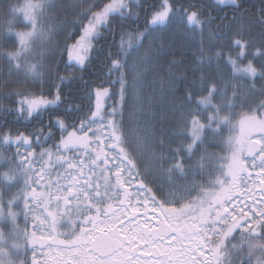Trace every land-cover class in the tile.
Masks as SVG:
<instances>
[{
  "label": "snow or ice",
  "instance_id": "obj_1",
  "mask_svg": "<svg viewBox=\"0 0 264 264\" xmlns=\"http://www.w3.org/2000/svg\"><path fill=\"white\" fill-rule=\"evenodd\" d=\"M219 6H234L235 12L213 15ZM54 7L49 0L9 5L27 30L16 31L9 21L0 31V40L14 35L17 41L14 50L0 52L9 65L3 87L13 89L0 91V264H47L38 253L54 246L65 253L60 264H160L157 257L171 264L177 256L171 241L180 244L176 264H264V99L240 122L246 135L228 137L226 166H213L215 154L207 151L221 126H232L222 111L239 106L233 101L246 105L251 99L239 84L225 83L221 64L231 68L234 79L249 81V93L264 97V85L256 89L257 79L264 81V8L256 24H245L241 0H94L86 8L74 0L73 19L60 27L69 36L78 29L79 38L60 50L52 44V29L42 27L45 13ZM178 26L226 42L209 49L211 54L199 49L197 82L187 73L177 75L186 61L167 60L173 55L168 41L176 33H163ZM64 51L68 74L60 75L57 56ZM48 60L57 67H49ZM93 61L102 73L98 79L109 87L89 89L83 73L91 71ZM162 62L170 65L163 78ZM216 97L228 103L215 104ZM10 99L15 107L6 103ZM21 122L31 124L27 134L16 127ZM165 124L174 125V131ZM257 132L260 139L253 140ZM193 149L205 155L186 168L185 155L191 157ZM145 155L155 167H146L141 176L136 161ZM209 168L218 174L205 184L177 185L172 179L188 180ZM250 168L259 169L260 195L247 211H238L231 192L237 181L250 180ZM157 171L173 186L163 200L144 183H155ZM132 181L139 185L137 194L147 193L140 207L153 202L155 226H149L151 220L141 225L132 215L139 213L135 204L126 203L138 199L129 196ZM157 191L164 195L162 187ZM111 201H119V207L114 209ZM29 218L39 225L47 222L51 231H28ZM205 252L212 254L211 262Z\"/></svg>",
  "mask_w": 264,
  "mask_h": 264
},
{
  "label": "trees",
  "instance_id": "obj_2",
  "mask_svg": "<svg viewBox=\"0 0 264 264\" xmlns=\"http://www.w3.org/2000/svg\"><path fill=\"white\" fill-rule=\"evenodd\" d=\"M37 0H33V3H36ZM74 2V0H49L50 4L55 5L54 8H49L47 12L45 13L43 17V25L42 27L45 29H52L54 33V37L52 39V44L56 45L60 50L64 49L65 44L68 45L75 42L76 39L79 38V30H73L71 32V35L61 29V25H63L66 21H71L74 17V10L70 7V5ZM79 3L83 4L85 8L89 3H94V0H78ZM24 3H26V0H0V31L4 30V25L11 21L15 25L16 31H26L27 27L22 20L21 16L16 13L12 14L10 13V10L8 8L9 5L13 6H23ZM241 3L244 5V8L247 9V11L243 14L244 15V23L245 24H256V22L259 19L260 12L259 9L264 8V0H241ZM235 12L234 6H219L217 8V11L213 13V15H217L218 13L220 15H223L224 13H227L229 16H232ZM219 21H217L218 23ZM172 32H175L176 35L172 37L171 40L168 41V43L172 46V52L173 55H170L167 57L168 61L177 60V61H186V63L182 64L180 68L177 71V75H180L182 73H187L190 80L193 82H197V78L200 76L201 72L196 70L197 65L195 63L197 57H199V49L203 48L204 51L207 54H211L209 52V49L211 48H217L220 49V46L225 44L226 42L220 39L219 37L215 35H209L206 31L203 35H198L195 30L189 31L185 27H176L174 29H168L166 33L163 34H171ZM215 32V29L213 30ZM259 27L258 25L255 27L254 34L258 36ZM17 44L16 37L14 35H9L7 41L0 40V52L3 51H9L14 50V47ZM58 68H59V74L60 75H67L68 73L64 70V64L67 62V52L64 51L63 55L57 56ZM254 63L259 67L260 61L256 60ZM46 64L49 67L56 68L57 64L53 62L52 60L46 61ZM96 61H93V67L90 72L83 73L85 80L89 81V89L92 88H99L101 86L103 87H109L108 84L104 83V81L99 80L98 77L102 75L96 67ZM169 63L162 62L161 68L163 71L159 73V75L163 78L165 77V73L167 69L169 68ZM8 63L6 62V57H4L2 54H0V91H13L12 88H4L3 87V80L2 78L7 75L8 71ZM189 69H192V71H189ZM220 69L223 73V79L225 83L233 82L240 85V90L243 95L246 97L250 96L251 99L248 100V103L245 105L241 101H233L234 106L230 109H227L226 111H222L221 115H228L231 120H237V123L239 124L242 120H244L246 117H251L254 113L252 112V109L256 107V103L259 102L260 99H264V97H261L259 95V92L255 93H249V81L247 79H234L231 75V68L226 64H221ZM81 73L77 72L76 75H80ZM262 85H264V81H260L257 79L256 81V89L259 90ZM47 85L45 86V91H47ZM181 88L183 86H180ZM19 90V89H16ZM30 91H36V89L32 88L29 85ZM67 91V90H65ZM227 97L228 99H231V91L227 90ZM51 98V97H49ZM228 99L222 100L220 97H216L213 101V103L218 105H226L228 103ZM6 103L9 104L11 107H15L14 102L10 99L6 101ZM77 103H80L79 99H77ZM87 102H85L86 104ZM161 107L163 105L161 104ZM87 111V108H85ZM167 114L166 112L161 113V115ZM260 112L257 110L255 112V116L257 119L260 118ZM169 119L171 117L169 116ZM69 121L66 120V123ZM236 124V122L234 123ZM21 131H24L26 134L28 131L31 130V124L21 122L16 125ZM163 127L172 129L174 131V125L172 124H165ZM228 126V127H221V135L212 143L210 147H208L207 151L208 153L215 154V156L224 157V160H227V158L230 156V152L228 150V146L226 144V141L229 136H234V133L236 131H233V129H237V127ZM54 132H56L57 137L59 136V133L56 131V129H53ZM58 142V141H57ZM175 146V144L173 145ZM155 147V146H154ZM199 147V145H198ZM39 151V149H37ZM193 155L191 157H188L185 155V167H195L200 159L201 156L205 155V152L201 149L199 152H197L196 149H193ZM79 155V154H78ZM71 156V154H70ZM215 156L213 157L211 163L213 166H215L217 163L220 164V160L217 161L215 159ZM87 163V160L85 161ZM137 168L140 171L141 176L146 175L144 169L147 168H154L155 162L151 159L149 155H145V158L143 161L137 160ZM259 163V161H257ZM35 167L39 168L40 164L37 162ZM256 168H250L249 170L252 172V176H257L258 170L254 171ZM57 171L61 173V175L64 174V170L57 168ZM218 173H214L211 168H209L203 175L201 174H195L192 177H190L188 180H182L179 178V175H173L172 179L175 181L177 185H183V184H190L193 182H198L201 184L207 183V178L210 176L217 175ZM156 176L159 177V179L155 180V183H150L149 180H145L144 183L152 189L153 194L155 195L157 200H163L165 196L169 194L170 191L173 190V186L166 182V178L163 176L162 173L159 171L156 172ZM164 189V195H161L157 189L158 188ZM15 191V189H13ZM244 211H247V206H243ZM20 223H22L23 219L20 218ZM19 223V224H20ZM5 231L8 229L5 228ZM235 242V241H234ZM29 252H31L29 250Z\"/></svg>",
  "mask_w": 264,
  "mask_h": 264
},
{
  "label": "rangeland",
  "instance_id": "obj_3",
  "mask_svg": "<svg viewBox=\"0 0 264 264\" xmlns=\"http://www.w3.org/2000/svg\"><path fill=\"white\" fill-rule=\"evenodd\" d=\"M235 122H236V124H234ZM232 123H233V126H235V127H237V125H238L237 129H233V131H236L234 133V136L243 137L246 135V132H247L246 127L244 129H241L239 127L240 123L238 124L237 120H232ZM221 127H228V126L222 125ZM231 128H233V127H231ZM89 135H91V133H89ZM252 139L253 140L260 139V133H258V132L254 133L252 135ZM220 164H223L226 166L227 160L221 161ZM256 170L259 171L258 168H256L254 171H256ZM49 171H52V169H49ZM55 171H57V168L55 169ZM260 178L261 177H259L258 175L257 176L254 175L250 178V180H247L245 182L237 181V185H236L235 189L231 192V196H232L233 204L237 208L238 211L240 208H243V206H245V205L247 206V205L251 204L252 200L254 198L259 197L260 193L258 191V188H259L258 181ZM253 181H256V183H253ZM40 183L42 186L45 185L44 180H41ZM138 186L139 185L136 181H132L128 185L129 196L131 197V196H137L138 195V199L137 200L128 199V200H126V203L127 204H135L139 208V213L132 214V215L138 216V222L141 225H143L145 220H151L152 223L149 226L150 227L155 226L158 223V219L152 215V213H153V202L149 199V200H147L146 207H140V204L144 203V198L147 197V193H144L141 191L139 194H137L136 189L138 188ZM249 190L252 191V196L249 195ZM38 191H39V188H38ZM111 203H112L114 209H117L119 207V201H111ZM16 210L19 211V209H16ZM157 211H158V209H157ZM20 218L23 219L22 223H20L21 222ZM41 219H43V216H41ZM18 222L20 223L21 227H24L25 221H24L23 217H19ZM125 223H127V219L125 220ZM28 224H29L28 231L35 230L37 232V235H40L42 231L45 235H47V233L49 231H51V229L48 227L47 222H45V224H43V225H39L38 222L32 221L31 218H29ZM34 224L38 225V226L34 228L33 227ZM133 227H134V225H133ZM57 231H59V230H57ZM177 235H178V237H182L183 234H182V232H178ZM57 239H63V237L57 236ZM171 243L177 252V256L174 257V260H177L179 258L180 244L178 243V241H171ZM187 244H188V242L185 241V247L187 246ZM165 247H167V244H165ZM29 250L31 251V249H29ZM30 254H31V252H29V255ZM205 257H207L209 262H211L213 260V256L210 252H205ZM64 258H65V253L62 251V246L61 247L54 246V248L51 252H49L47 250V248L42 249L38 253V256H37L38 260H41V261L46 260L47 264H60V259H64Z\"/></svg>",
  "mask_w": 264,
  "mask_h": 264
},
{
  "label": "flooded vegetation",
  "instance_id": "obj_4",
  "mask_svg": "<svg viewBox=\"0 0 264 264\" xmlns=\"http://www.w3.org/2000/svg\"><path fill=\"white\" fill-rule=\"evenodd\" d=\"M137 255H140V253L138 252ZM157 259L160 260V264H169V262H168V260L166 258L165 259H161L160 257H157ZM171 264H176V260H174V257L172 258Z\"/></svg>",
  "mask_w": 264,
  "mask_h": 264
}]
</instances>
